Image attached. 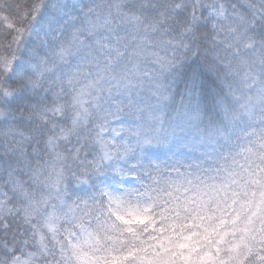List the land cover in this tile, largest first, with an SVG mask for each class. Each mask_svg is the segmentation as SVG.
Listing matches in <instances>:
<instances>
[{"label":"snow or ice","instance_id":"1","mask_svg":"<svg viewBox=\"0 0 264 264\" xmlns=\"http://www.w3.org/2000/svg\"><path fill=\"white\" fill-rule=\"evenodd\" d=\"M0 264H264V0H0Z\"/></svg>","mask_w":264,"mask_h":264},{"label":"clouds","instance_id":"2","mask_svg":"<svg viewBox=\"0 0 264 264\" xmlns=\"http://www.w3.org/2000/svg\"><path fill=\"white\" fill-rule=\"evenodd\" d=\"M237 2H239V0H237Z\"/></svg>","mask_w":264,"mask_h":264}]
</instances>
